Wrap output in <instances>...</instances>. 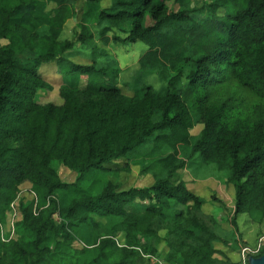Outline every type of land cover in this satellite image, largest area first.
<instances>
[{
  "label": "trees",
  "instance_id": "1",
  "mask_svg": "<svg viewBox=\"0 0 264 264\" xmlns=\"http://www.w3.org/2000/svg\"><path fill=\"white\" fill-rule=\"evenodd\" d=\"M47 1L52 10L45 0H0V264H243L207 222L209 200L178 179L187 167L178 148L226 175L233 225L242 214L264 220V0H82L71 41L60 36L81 0ZM92 9L107 25L103 46L84 23ZM119 26L125 36L107 38ZM110 41L144 44L140 77L164 87L135 83L126 94ZM76 45L89 63L71 61ZM50 64L61 83L44 101ZM74 74L84 88L67 84ZM132 165L150 186L80 185L92 170L130 174Z\"/></svg>",
  "mask_w": 264,
  "mask_h": 264
},
{
  "label": "rangeland",
  "instance_id": "2",
  "mask_svg": "<svg viewBox=\"0 0 264 264\" xmlns=\"http://www.w3.org/2000/svg\"><path fill=\"white\" fill-rule=\"evenodd\" d=\"M201 0H193V5H199ZM209 1V0H205ZM46 10H52L54 4L45 0ZM107 3L103 1L100 7H107ZM83 1H79L75 4L72 10V17L66 22L63 27L60 40H73L74 37L80 32L81 16L83 13ZM89 26V30L93 35V44L103 46L100 42V33L107 28L105 23L97 24L95 19V10H91L90 17L84 22ZM150 21L147 19L146 24L148 25ZM122 26L111 28L105 31L107 38L111 39L113 35L124 37L125 34L119 29ZM5 44L4 41H0V45ZM81 49L79 45L75 46L73 50V57L71 61L78 64L89 63L88 59L85 58L80 53L75 51ZM108 49L112 52V57L116 61L117 67L119 68V77L117 79L116 85L122 87L126 94H131V88L140 86L141 84L150 85L154 90L160 91L164 87V83L155 75L140 77V68L138 60L145 52L146 47L142 43L135 44H123L115 43L110 41ZM87 52H90V47L83 48ZM45 79L51 83L53 86V92L48 93L44 101H54L56 100V94L58 91L59 84L61 83V75L58 73L55 64H50L45 66L41 70ZM67 84L73 83V87L84 88L86 84V77L74 74L68 76ZM139 79L136 82V79ZM136 83V85H135ZM124 85V86H123ZM55 96V97H54ZM246 101L250 100L248 96H244ZM60 102V99H57ZM201 128L195 126L190 130L191 135H195L199 132ZM179 157L186 161V169L180 172L179 180L185 182V185L189 191L202 197L203 199L209 200L204 206V214L207 216L206 220L211 224V227L217 235L223 240L228 241L230 244H234V248L237 246L240 249V256L243 261H245L247 254H257L262 248V243L264 242V220L259 221L256 218H252L247 214L239 215L235 220V225L231 223L234 213L233 207V194L231 193V188L226 187V175L217 170L215 165L205 164L201 159L193 154L190 156V147L180 146L178 148ZM124 162L117 164L118 167H122ZM112 170H115V166H110ZM139 166L132 165L130 174H121L114 172H103L92 170L90 171L82 184L81 187L84 189H90L93 193L99 191L102 185L107 181H112L114 183H119L122 190L128 189L130 187H145L152 184V180L149 177L142 178L138 174ZM61 178L66 182H73L75 175L60 169ZM27 193V192H26ZM211 195H215L214 201L210 199ZM27 199L34 197V194L28 192L26 195ZM36 198V197H35ZM59 199L62 202H66L69 199V195L66 193L59 194ZM208 216L215 221L212 225ZM105 224V221H102ZM14 220L10 221V230L13 231ZM13 225V226H12ZM220 250H223L219 243L215 244Z\"/></svg>",
  "mask_w": 264,
  "mask_h": 264
},
{
  "label": "water",
  "instance_id": "3",
  "mask_svg": "<svg viewBox=\"0 0 264 264\" xmlns=\"http://www.w3.org/2000/svg\"><path fill=\"white\" fill-rule=\"evenodd\" d=\"M247 264H264V249L260 257H249Z\"/></svg>",
  "mask_w": 264,
  "mask_h": 264
},
{
  "label": "built area",
  "instance_id": "4",
  "mask_svg": "<svg viewBox=\"0 0 264 264\" xmlns=\"http://www.w3.org/2000/svg\"><path fill=\"white\" fill-rule=\"evenodd\" d=\"M34 197H35V195H34ZM11 207H13V205H11ZM15 216V215H14ZM13 220V219H12ZM13 226V225H12ZM13 232V231H12ZM160 264V263H159ZM243 264H245V261H243Z\"/></svg>",
  "mask_w": 264,
  "mask_h": 264
}]
</instances>
